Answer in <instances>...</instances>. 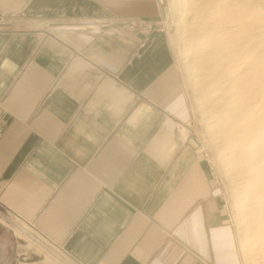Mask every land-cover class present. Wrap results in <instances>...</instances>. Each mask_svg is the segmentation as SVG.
<instances>
[{
	"label": "crops",
	"instance_id": "0c3cea01",
	"mask_svg": "<svg viewBox=\"0 0 264 264\" xmlns=\"http://www.w3.org/2000/svg\"><path fill=\"white\" fill-rule=\"evenodd\" d=\"M164 0H0V214L77 264H243Z\"/></svg>",
	"mask_w": 264,
	"mask_h": 264
},
{
	"label": "rangeland",
	"instance_id": "374dc122",
	"mask_svg": "<svg viewBox=\"0 0 264 264\" xmlns=\"http://www.w3.org/2000/svg\"><path fill=\"white\" fill-rule=\"evenodd\" d=\"M216 1L164 0V17L158 22H147L160 24L170 43L181 72L183 94L197 132L199 149L207 153L220 190L222 214L236 234L242 263L264 264V169H248L258 148L252 139L232 142L230 127L226 126V132L219 130L216 111L222 85L205 77L202 60V54L213 48L210 43L215 36L208 37L203 47L196 32L199 27L216 31L217 20L228 10V4H232V9L247 22L242 33L247 64L257 58L264 67V0ZM214 2L218 10L210 12ZM199 6L206 10L198 11ZM228 26L232 30L238 28L233 24H226ZM254 33H259L263 41L252 49L249 38ZM0 264L77 263L28 225L4 212L0 214Z\"/></svg>",
	"mask_w": 264,
	"mask_h": 264
},
{
	"label": "bare ground",
	"instance_id": "6f19581e",
	"mask_svg": "<svg viewBox=\"0 0 264 264\" xmlns=\"http://www.w3.org/2000/svg\"><path fill=\"white\" fill-rule=\"evenodd\" d=\"M220 1L224 0L216 2ZM227 7L228 10L216 22V31L203 27L196 31L203 47L208 37L215 36L210 43L213 48L202 54L204 74L207 79L212 78L214 84L222 85L221 100L216 111L220 120L219 130L226 132V126L230 127L233 130L231 140L235 143L252 139L258 150L250 160L248 169L259 171L264 169V67L257 58L250 65L247 64L245 37L242 36L247 22L232 9V4L229 3ZM215 9L218 10V5L214 2L210 12ZM204 10V6H199L198 11ZM226 24L238 28L232 30ZM249 41L254 49L263 39L259 33H254Z\"/></svg>",
	"mask_w": 264,
	"mask_h": 264
},
{
	"label": "built area",
	"instance_id": "2783aa9c",
	"mask_svg": "<svg viewBox=\"0 0 264 264\" xmlns=\"http://www.w3.org/2000/svg\"><path fill=\"white\" fill-rule=\"evenodd\" d=\"M129 28L132 30H138L142 34H147L154 31H158V32L163 31L160 24L157 25L147 21L132 22L129 24ZM200 152L203 154L204 158L208 161V156L207 153L204 151V149L200 148Z\"/></svg>",
	"mask_w": 264,
	"mask_h": 264
}]
</instances>
